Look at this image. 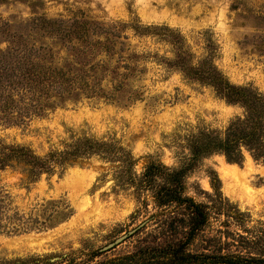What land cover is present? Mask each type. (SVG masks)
Masks as SVG:
<instances>
[{"label":"rangeland","instance_id":"1","mask_svg":"<svg viewBox=\"0 0 264 264\" xmlns=\"http://www.w3.org/2000/svg\"><path fill=\"white\" fill-rule=\"evenodd\" d=\"M36 18L86 22L98 28H115L121 36H127L131 52L145 57L136 63L138 68L132 74L139 98L124 106L100 97H80L77 102H66L24 123L0 121V148L24 146L45 157L78 138L88 137L126 147L135 159L137 173L149 159L175 169L188 157V137L200 130L224 133L233 119L243 116L240 105L226 103L212 88L168 67L166 61L173 58L171 46L151 32L136 34L129 28L132 22L149 28L168 27L178 33L196 63L205 59L210 45L215 66L231 84L264 94V0H0V27L2 23L10 26L5 31L25 32L28 28L23 25ZM118 23L126 27L119 28ZM51 29L56 31V25ZM2 31L0 28V51L8 46ZM30 34V43L47 48L55 63L65 57V47L78 48L75 43L57 44V33L48 28L37 27ZM243 154L240 165L228 164L221 155L202 160L186 177V192L196 201L206 202L207 193L213 192V172L220 181L222 195L241 211L249 212L252 224L264 223V163L255 162L246 151ZM113 167L98 157L80 159L56 167L49 175L42 174L29 185L24 183L26 167L20 163L0 172V186L21 210L58 199L66 200L73 209L67 221L52 229L0 234V264L83 260L87 252L101 251L143 222L146 224L154 213L152 204L144 210L132 191H114ZM212 224L215 229L216 223ZM146 226L147 232L152 231V224ZM135 233L115 248L102 251L104 254L96 260L132 252L146 232ZM220 242L234 243L216 241ZM209 243L198 239L191 250L207 253L214 246L213 241ZM235 247L230 250H238ZM227 251L224 248L223 253Z\"/></svg>","mask_w":264,"mask_h":264},{"label":"trees","instance_id":"2","mask_svg":"<svg viewBox=\"0 0 264 264\" xmlns=\"http://www.w3.org/2000/svg\"><path fill=\"white\" fill-rule=\"evenodd\" d=\"M53 25L56 31L51 29ZM118 26L126 27L121 23ZM23 27L28 29L21 33L5 31L10 28L6 23L0 27L8 44L0 51V114L3 116L0 121L13 125L24 123L66 102H77L80 97H100L124 106L139 98V92L132 85L135 80L132 74L138 68L136 63L145 57L131 52L128 37L121 36L117 29L98 28L78 21L46 22L43 18L33 19ZM37 27L57 33L54 37L57 44L75 43L78 48L65 47V57L55 63L47 48L30 43V32ZM129 28L140 36L151 32L163 38L172 48L173 58L165 63L168 67L212 88L226 103L240 105L244 109L243 116L233 119L224 133L200 130L188 137V157L175 169L149 159L137 173L135 159L126 147L115 141L85 137L45 157L35 155L28 147L2 145L0 172L13 163H20L26 167L24 183L29 185L42 174L53 173L56 167L98 157L114 166V191H132L144 210L152 204L154 213L147 223L152 224L153 229L147 232L146 223L135 233L146 232L132 252L100 261L96 259L104 253L98 249L87 252L83 260L69 259L61 264H264V223L252 224L249 212L241 211L222 195L215 173L212 172L211 178L213 192L207 193L206 202H198L186 192L188 174L212 155L223 156L228 164L240 165L246 151L255 162L264 163V94L231 84L215 66L210 45L205 59L196 63L193 54L184 47L181 35L170 28L143 27L135 22ZM72 215L73 209L64 199L45 200L23 211L15 204L13 196L0 186V234L19 235L52 229ZM213 222L215 229H212ZM208 230L212 231L205 236ZM198 239L210 241L209 244L213 241V250L192 252L191 246ZM216 241L234 243L217 244ZM234 246L238 250L231 251L230 247ZM224 248L227 253H223Z\"/></svg>","mask_w":264,"mask_h":264},{"label":"water","instance_id":"3","mask_svg":"<svg viewBox=\"0 0 264 264\" xmlns=\"http://www.w3.org/2000/svg\"><path fill=\"white\" fill-rule=\"evenodd\" d=\"M145 225V222H143L142 224H140L137 228L127 232L126 234L118 237L117 239H115L112 243L106 245L105 247H103L101 249V251L105 252V251H109L113 248H115L116 246H118L119 244L123 243L126 239H128L129 236L133 235L139 228L143 227ZM51 261H58V259H52Z\"/></svg>","mask_w":264,"mask_h":264}]
</instances>
